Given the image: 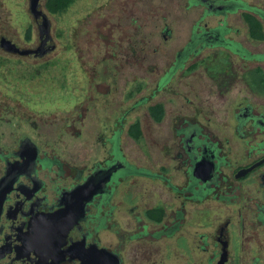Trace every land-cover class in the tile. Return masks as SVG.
Segmentation results:
<instances>
[{"label":"flooded vegetation","instance_id":"flooded-vegetation-1","mask_svg":"<svg viewBox=\"0 0 264 264\" xmlns=\"http://www.w3.org/2000/svg\"><path fill=\"white\" fill-rule=\"evenodd\" d=\"M31 1L12 6L0 0V56L38 65L56 48L52 15L75 0L61 10L50 9L48 0ZM119 1V11L105 18V56L95 61L116 69L102 79L113 86L104 91L113 93L106 105L112 119L100 124L93 144L81 115L80 128L73 116L26 123L30 110L50 109L61 100L74 104L72 90L57 101L41 96L27 104L20 88L26 78L17 79L16 89L11 74H0V264H264V108L250 99L251 87L258 86L252 79L264 78V71H251L262 70L264 50L251 52L245 45L249 39L264 43V0H179L178 14H170L176 0ZM140 7L151 13L140 16ZM191 11L192 18L186 16ZM251 15L260 23L261 38L250 35ZM235 18L241 25L229 24ZM16 21L21 36L13 30ZM173 31L179 46L172 55L166 42ZM242 31L245 40L238 37ZM203 48L230 49L253 66L235 68L233 58L222 59L216 72L206 65L211 83L205 90L221 100L195 105V117L183 116L168 135L138 148L142 139L129 128L141 121L127 117L148 99L149 119L162 122L165 104L151 100L167 90L176 69L193 59L191 64L207 62L193 55ZM140 59L169 65L141 98L137 75L125 78L124 70L136 69ZM92 75L84 77L85 97ZM122 80L130 82L125 92ZM234 80L251 87L235 89ZM157 103L163 106L158 120L149 112ZM219 113L226 114L223 120ZM124 129L132 140L129 151ZM80 135L82 143L78 139L75 146Z\"/></svg>","mask_w":264,"mask_h":264},{"label":"rangeland","instance_id":"rangeland-1","mask_svg":"<svg viewBox=\"0 0 264 264\" xmlns=\"http://www.w3.org/2000/svg\"><path fill=\"white\" fill-rule=\"evenodd\" d=\"M8 1L12 6L18 4V0ZM252 2L257 4V0H255V2L252 0ZM173 3L174 1L171 0L170 5ZM178 3L179 0H176L175 4L170 6L172 9L170 14L174 11V14H178ZM120 8L119 0H75L67 9H65V11L55 16L52 15L54 28L55 30L57 29L55 33L58 35L55 36L54 39L56 41V48L38 61L40 62L38 65L29 60L22 62L5 55L0 56V74H11V82L17 84L16 89L19 86L17 79L19 77L26 78L25 84H20V88L24 89L26 92L27 104H30L34 100H38L41 96L42 99L53 96L52 98L57 101L58 96L65 94V91L67 92L68 90H72L77 96L74 104L61 100L51 103L52 105H57L56 107L50 109L40 107V109H34L35 111H28L26 115L27 124L35 120L38 122L48 121L53 123L57 120H61L62 117L65 116H68L71 120V116H73L75 121L74 126L80 128V125L77 122V117L81 115L84 116L85 126L93 136H90V143L93 144L95 134L99 133L102 129V125L100 124L112 119L109 116L107 110L108 107H106V105L110 104L107 102H110L114 98L113 93H109V91L104 93V91L107 88L112 89L113 86H109V80H102L104 79L103 74L116 72L114 66L112 67L109 64L103 65L104 63L102 61L95 63V61L96 58H100L101 60L103 56H105V46L107 44L102 37L103 33L108 29V24L105 23V18L108 17V12L112 14L115 10L119 11ZM139 10L140 16L143 14V16H145L146 13L150 12L148 10V12L142 13V7H140ZM160 14L163 15L162 11H160ZM194 15V11H191L190 14L186 13V16L190 18L194 17ZM12 19L18 20L16 17H13ZM182 20L184 19L181 18V22L180 20H177L175 24H181L183 22ZM241 23L242 22L238 21L236 18L229 22L232 26H239ZM16 24L17 26L13 27V30L20 31L19 35L21 36L23 28H20L18 21H16ZM172 24L173 22H171V25ZM174 34L175 32L173 31L171 39L166 42V46L167 48H170L172 55L179 46L178 43H175L176 40L174 39ZM181 35L185 37L186 33L182 32ZM238 37L245 40V33L242 31L239 33ZM73 40L77 43L75 42L74 44ZM249 41L250 42L245 43V45L251 50V52L264 50L263 41L260 42L259 40L253 39H249ZM73 45L78 48L74 53L72 50L68 49ZM193 55H196L195 57L198 58L205 57L207 62H199L202 63V65L198 64L193 69L188 70V64H191V62L194 61L193 59L188 61L186 63L187 66L184 65L181 71H179L180 68L176 69L174 74L169 78L168 82H171L170 85L167 86V90L151 100V102L157 100L165 104V115L162 118V122L156 123L151 118L149 119L147 105L150 101H148V99L142 102V105L139 104V108L134 112H131L127 117V121H132L135 118L141 121L140 137L142 140L139 142L137 146L138 148L140 147L142 149L144 142L147 143L149 140H152V138H163L168 135L171 126L183 119V116H187L188 118L195 117L197 114L191 112L195 105L199 104V106L201 105L206 108L209 104H216V99L221 100L220 95L217 94V92H213L214 95H211L205 90L207 84L211 83L210 80H208L209 75L207 74H209V71L206 70L208 69L206 67L207 64L211 66V72H216L215 66L225 58H233L231 60L233 61V66L235 68L246 65L247 67L253 66V63L249 62L244 65V62H242L236 54L231 52L230 49L203 48V50ZM226 59L224 61H226ZM214 61L216 63H214ZM261 67L262 71H264V63ZM168 68L169 65L165 62L163 63L159 61V63H153V60L149 59L143 62L140 59L136 69H131L130 67L124 68L125 72H127V77L125 78H131L132 74L137 75V82L139 84L137 95L141 98L149 94L150 90L155 87L159 76ZM88 73L93 74L92 77L94 78L95 76V78L91 80L89 86L91 93L89 96L85 97L83 89L85 88V84L88 85V81L84 80V77L85 74ZM198 76L200 77L199 79ZM172 77L173 80H170ZM98 79L101 80L98 81ZM247 79L249 81V76ZM124 81L125 80L119 81L121 82L120 86H122L123 92L131 87L129 80L127 81V85L124 84ZM234 81L236 84L234 87L235 89H237L240 84H243L247 88L251 87L250 85L245 84L246 82L243 80ZM0 83H3L1 79ZM1 89L2 87L0 86V90ZM251 89H253L254 92L251 93L250 99L254 104H260L263 106L262 108H264V80L260 81L257 87H251ZM13 90L14 87H12V91ZM54 96H57V98H54ZM232 103L233 101H231V104ZM69 104H71V106L67 109ZM111 104L114 105L113 102ZM218 115L223 117L222 120L226 116L225 113H219ZM219 116L218 118L220 119ZM3 118L4 114H0V120H3ZM11 122H15V120L13 119ZM127 124L128 123L126 122L125 127ZM125 131L126 130L124 129L123 136L126 147L125 150L129 151L131 148L130 142H132V140ZM78 139H81L80 142L82 143V136L80 135V137L75 140V146L79 145L77 144L79 142ZM85 146L86 145L82 146L83 150V147ZM174 153L175 151L172 152L171 155L173 156Z\"/></svg>","mask_w":264,"mask_h":264},{"label":"trees","instance_id":"trees-1","mask_svg":"<svg viewBox=\"0 0 264 264\" xmlns=\"http://www.w3.org/2000/svg\"><path fill=\"white\" fill-rule=\"evenodd\" d=\"M69 0H48L47 5L49 6L50 9L54 10H61L64 9L67 5ZM249 24L251 26L250 28V35L254 38H261L263 36V33L261 31L260 23L255 19L254 16L249 17ZM200 61L193 62L188 66L189 69H193L199 64ZM207 67H211L209 64H207ZM252 72H256L259 75L263 74L262 70H260L259 66L256 68H253L251 70ZM260 79H252L253 84L259 85V82L264 80L263 77L259 76ZM149 112L153 115L155 119H160L163 115V106L161 103H157L155 105L149 106ZM129 133L135 137L140 136V125L136 122L132 124L129 128Z\"/></svg>","mask_w":264,"mask_h":264},{"label":"water","instance_id":"water-1","mask_svg":"<svg viewBox=\"0 0 264 264\" xmlns=\"http://www.w3.org/2000/svg\"><path fill=\"white\" fill-rule=\"evenodd\" d=\"M31 2H34V1L32 0ZM31 6H32V4H31Z\"/></svg>","mask_w":264,"mask_h":264}]
</instances>
